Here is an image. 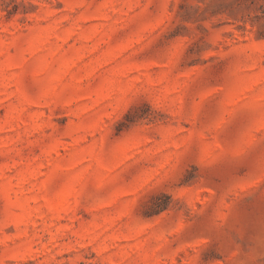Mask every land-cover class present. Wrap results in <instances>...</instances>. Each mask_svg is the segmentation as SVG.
Returning a JSON list of instances; mask_svg holds the SVG:
<instances>
[{
  "label": "rangeland",
  "instance_id": "1",
  "mask_svg": "<svg viewBox=\"0 0 264 264\" xmlns=\"http://www.w3.org/2000/svg\"><path fill=\"white\" fill-rule=\"evenodd\" d=\"M0 264H264V0H0Z\"/></svg>",
  "mask_w": 264,
  "mask_h": 264
}]
</instances>
